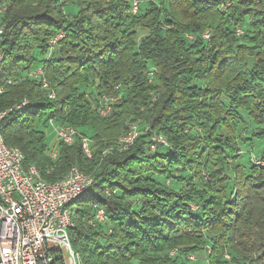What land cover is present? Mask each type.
I'll return each mask as SVG.
<instances>
[{
  "label": "trees",
  "instance_id": "obj_1",
  "mask_svg": "<svg viewBox=\"0 0 264 264\" xmlns=\"http://www.w3.org/2000/svg\"><path fill=\"white\" fill-rule=\"evenodd\" d=\"M132 1L0 0L5 144L47 181L92 177L69 232L82 264H264V140L253 159L240 146L264 138V0ZM50 120L78 131L55 160L36 127Z\"/></svg>",
  "mask_w": 264,
  "mask_h": 264
},
{
  "label": "built area",
  "instance_id": "obj_2",
  "mask_svg": "<svg viewBox=\"0 0 264 264\" xmlns=\"http://www.w3.org/2000/svg\"><path fill=\"white\" fill-rule=\"evenodd\" d=\"M137 5L138 1L133 0V13ZM5 7L6 4L0 5V16ZM236 32L239 34L241 30L237 29ZM61 36L62 33H58L56 38L51 39V45ZM202 37L208 38L209 33L204 32ZM188 38L192 36L188 35ZM2 60L3 52L0 49V62ZM28 76L42 77V86H48L40 67L29 71ZM48 96L54 98V93ZM117 98L118 95L105 97L100 114L107 115L111 109L110 103ZM26 105L27 101L23 100L16 108ZM11 109L0 111V125L3 116ZM49 124L54 126L52 120ZM54 128L57 141L66 144L73 143L78 134L70 126L56 125ZM137 135L136 125H131L120 139L122 148H127ZM151 140V150L155 149L157 142L165 143L159 136H152ZM81 142L84 154L90 157V140L83 136ZM48 156L55 160L56 149H50ZM23 159L24 155L17 147L5 144L0 129V264H82L80 255L72 246L69 232L76 225L78 205L75 200L88 190L92 177L72 166L63 178L47 181L34 166L25 167ZM93 207V214L87 220L90 226L106 219L102 207L97 204ZM174 253V250L170 252ZM187 259L195 261V255L189 254Z\"/></svg>",
  "mask_w": 264,
  "mask_h": 264
},
{
  "label": "rangeland",
  "instance_id": "obj_3",
  "mask_svg": "<svg viewBox=\"0 0 264 264\" xmlns=\"http://www.w3.org/2000/svg\"><path fill=\"white\" fill-rule=\"evenodd\" d=\"M146 3H147V0H142V1H141V5H143V6H144V4H146ZM56 37H57V35H55V38H56ZM62 37H63V35L61 36V38H62ZM61 38H58V40L61 39ZM52 39H53V38H52ZM4 72H5V65H2V66H0V80L3 79V77H4ZM248 125H249V124H248ZM54 126H56V124H54ZM54 126H53L52 124H49V123H47L46 125H43V124H41V123H38V124L36 125L37 129L43 132V134H44L45 145H46V147H47L48 149H52V148H54V147L56 146V141H57V139H56V134H55V128H54ZM246 133H247V134H246ZM246 133H244V134H246V135H250L249 132H246ZM263 140H264V138H263L262 140L260 139L259 141H257V142H261V145L258 144V145H257L258 148H255V150L252 149V147H247V146L244 145V144H240V146H241V151H242V154H241V155H244V157H246V155H251V158L253 159L254 154H255L256 152H258V151L262 148V142H263ZM253 147H254V146H253ZM255 151H256V152H255ZM245 159H246V158H245ZM189 208H190V210H194V209H197V208H198V205H197L195 202H189ZM88 225H89V224H88ZM172 250H174V251L176 252L175 249H172ZM172 250L169 251V254H170V252H171ZM185 261H187V260L185 259ZM188 263H189V264H208L207 259H206V257H205V254H204L203 252L196 253V254H195V261H190V262H188ZM231 264H235V263H233V261H232Z\"/></svg>",
  "mask_w": 264,
  "mask_h": 264
}]
</instances>
